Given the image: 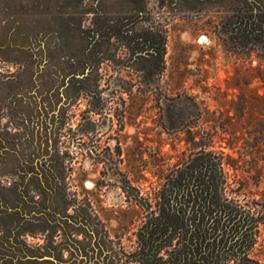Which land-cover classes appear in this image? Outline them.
I'll list each match as a JSON object with an SVG mask.
<instances>
[{
    "label": "rangeland",
    "instance_id": "374dc122",
    "mask_svg": "<svg viewBox=\"0 0 264 264\" xmlns=\"http://www.w3.org/2000/svg\"><path fill=\"white\" fill-rule=\"evenodd\" d=\"M35 1L0 0V138L20 144L34 135L43 144L34 158L48 162L53 196L39 186L50 199L42 207L46 203L57 214L70 215L72 223L97 230L102 246L97 254L109 255L101 264H140L131 258L139 248L138 229L147 212L157 209L166 178L193 153L215 156L223 195L247 206L253 217L262 215L264 42L240 43L225 32L234 2L145 0L147 20L137 28L162 33L163 69L146 79L127 64L130 53L124 44L111 38L102 45L111 58L89 72L83 81L86 92L74 80L83 76L77 56L70 59L63 52L61 38L48 37L53 54L47 64L32 65L17 49L30 39L20 32L45 28L51 20L30 12L27 7ZM91 17L83 16L84 28L91 27ZM30 143L17 150L31 151ZM15 162L11 153L0 155V264H17L4 250L17 253L18 243L30 259L21 264H65L83 246L67 241L76 251L71 254L46 245L45 220L32 221V206L26 203L40 198L28 188L20 193L26 201L17 195ZM55 234L57 245L60 235ZM246 255L264 264V223Z\"/></svg>",
    "mask_w": 264,
    "mask_h": 264
},
{
    "label": "trees",
    "instance_id": "16d2710c",
    "mask_svg": "<svg viewBox=\"0 0 264 264\" xmlns=\"http://www.w3.org/2000/svg\"><path fill=\"white\" fill-rule=\"evenodd\" d=\"M144 1L36 0L27 8L32 14H48L51 20L45 28L20 32L30 39L17 49L30 57L32 65L38 61L47 64L53 54L48 37L61 38L63 52L70 59L77 56L75 63L82 69L83 76L74 77L78 89L88 91L83 81L100 61L111 58L105 56L102 45L115 38L130 53L127 64L136 66L149 80L163 69L165 43L159 30L137 28L147 20ZM228 1L234 2L235 10L224 25L225 32L234 33L240 43L264 42V0ZM87 13L92 14L91 27L84 28L82 21ZM158 197L157 209L147 212L138 229L139 248L132 260L140 264H227L228 260L254 264L245 258L252 235L246 230L241 232L240 212L234 202H226L218 161L211 153H193L178 165L166 178ZM4 214L9 213L5 210ZM7 240L10 243L11 239ZM17 246V253L12 248L4 251H11L17 264L29 261L22 254L25 248L19 243Z\"/></svg>",
    "mask_w": 264,
    "mask_h": 264
},
{
    "label": "flooded vegetation",
    "instance_id": "af4514ba",
    "mask_svg": "<svg viewBox=\"0 0 264 264\" xmlns=\"http://www.w3.org/2000/svg\"><path fill=\"white\" fill-rule=\"evenodd\" d=\"M80 91H86V90H80ZM87 92V91H86ZM176 127V125H175ZM16 138V136H15ZM31 138V139H30ZM34 135H31V137L25 138V142L22 143L21 138L15 139L21 141L22 144L25 145L26 142H31L30 146L32 148L31 151L24 153L22 151L25 147H20V150H17L20 144H17L13 141H9L7 139L2 140L0 138V155H6L11 153V158L16 161L14 169L15 174L18 178V183H16V193L17 195L22 198L24 197L20 195L21 192L26 190V188L29 189V191L34 190L37 193V197L40 198V202L35 201L34 197L31 199L33 201L29 202L26 201V203L31 204L32 208L29 210V218L32 219V221H36L39 223L40 219L43 218L45 220V226H43V236L46 242V245L51 246L54 245V249L58 251H64L66 248L70 251L71 254L80 253L79 255L76 254L70 255L69 259H66L64 261L65 264L69 263H81V264H101V261L105 263L109 255H104L103 253L101 255L97 254V251H102V246H100L99 243V235L97 230H88L85 226L82 224L76 225L71 222L69 216L70 215H60L56 212L52 211V207L50 205H46V203L50 200L49 198H46L39 189V186L45 191L48 192V196H53L52 187L49 184V181H47V173L51 174V169L47 166V161L45 158H34L36 153L42 149L43 144L39 143V141L36 143L33 139ZM119 149V148H118ZM120 150V149H119ZM44 163L45 168L43 167L42 170H40L39 164ZM47 167V168H46ZM32 169V170H31ZM48 170V171H46ZM45 183L48 185L49 189L45 188ZM14 184V183H13ZM28 186V187H27ZM32 189V190H30ZM46 202L44 205L45 207H42V204ZM226 202H230L229 200H226ZM237 209L239 210V219L240 223H242V230L243 231H249L250 235H252V244L250 247L245 251L246 253L249 252V250L252 248V246L255 244V239L257 238V233L259 230L260 223H264V211L261 216L259 217H253V214L249 213L248 209H246L247 206L244 205H237L235 203ZM46 216H54V220L50 221L46 219ZM35 219V220H34ZM56 219V220H55ZM72 225V230L67 229V225ZM31 233H34L33 230H30ZM59 234L60 240L59 243L56 245V234ZM33 235V234H32ZM101 238V237H100ZM67 241H73L77 244H80L83 246L82 251H74L71 247L67 245ZM100 242L104 243L105 240L102 239ZM82 253H85L83 255ZM91 253V255H89ZM44 260L54 262V260L50 257H44ZM101 260V261H100ZM63 264V263H62Z\"/></svg>",
    "mask_w": 264,
    "mask_h": 264
},
{
    "label": "built area",
    "instance_id": "2783aa9c",
    "mask_svg": "<svg viewBox=\"0 0 264 264\" xmlns=\"http://www.w3.org/2000/svg\"><path fill=\"white\" fill-rule=\"evenodd\" d=\"M11 66V65H10ZM10 68V67H9Z\"/></svg>",
    "mask_w": 264,
    "mask_h": 264
}]
</instances>
